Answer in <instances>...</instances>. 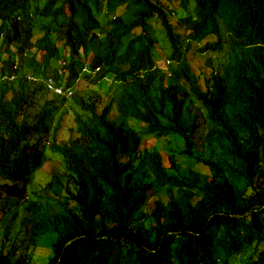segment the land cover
Instances as JSON below:
<instances>
[{
    "label": "trees",
    "instance_id": "obj_1",
    "mask_svg": "<svg viewBox=\"0 0 264 264\" xmlns=\"http://www.w3.org/2000/svg\"><path fill=\"white\" fill-rule=\"evenodd\" d=\"M175 1L183 33L162 0H0V264H264V0ZM76 76L110 79L106 103L77 97L78 136L55 141L44 81Z\"/></svg>",
    "mask_w": 264,
    "mask_h": 264
},
{
    "label": "rangeland",
    "instance_id": "obj_2",
    "mask_svg": "<svg viewBox=\"0 0 264 264\" xmlns=\"http://www.w3.org/2000/svg\"><path fill=\"white\" fill-rule=\"evenodd\" d=\"M162 2L165 5L169 6L170 9H173L175 11L174 14H171V17H170L171 23H172V25L175 26V30L178 33H183V29L181 27H179L178 23L176 22L177 21L176 12L178 11L177 2L175 0H171V1L162 0ZM151 23L153 24V26L156 27V30L158 31L157 37H158L160 42L157 45V51H158L161 58H159L157 64L159 66H161L164 63V60H166V57L168 58L169 47H168L167 41L165 39V36L162 32L163 30L161 29L160 22L156 19H151ZM208 55L209 54H202V55L198 54L196 52V49L194 46H192L187 51V53L185 55V58L187 60H189L190 65L193 68V70L197 73L199 72L200 78L204 77L206 75V72L208 73V71H209L210 67L206 66L203 62L204 56H208ZM211 56H212L211 58H213V57H215V54H212ZM37 57H39V54H37ZM66 57H67V55H66ZM200 65H201V67L198 68V66H200ZM165 67H166V63H165ZM80 87H82V88H80ZM90 88L94 89L93 86L89 87L85 83H82L80 86H77V84H76V87H75V91H77L76 96L85 95L84 91L88 90ZM71 99H73V97H71ZM58 102L61 103L60 99ZM64 110L66 112L62 114V112ZM74 112H78L83 117L88 115L85 111L80 110L79 107L74 103L73 100L62 102V108H60L58 115L55 116V118L59 117V123L61 125V128H60L58 135H57L58 141H67L69 138L71 139V138L75 137ZM114 114H115V110L113 109L111 111V115L114 116ZM60 115H61V117H60ZM198 142H201V141H198ZM194 151L198 154H202L203 152H206V148H204V146H199V147H196V149ZM49 158H50V161L45 166H43V168L38 172V175L35 179V182H33L30 185V187H32V189L34 191H37V192L42 191L45 183L49 180L50 176L53 174L52 172L54 171V167L55 166H58V167L62 166L61 158L57 154H51L50 153ZM163 162H165V164H167L166 159H165V155H163ZM196 168L199 171H202L204 173L207 172L206 167H204L201 164H197ZM156 198L159 200H162V201H164V199H165L161 192H158V191L152 192V194H150L148 196L146 204L142 207V211L144 213H146L148 210H150V207ZM2 201H4V199H2ZM7 204H10V201H7ZM3 237H4V231L0 230V245L4 244ZM41 254H42V251H39V252L33 254L32 262L40 261ZM232 262H233V264H238V262L235 260H233Z\"/></svg>",
    "mask_w": 264,
    "mask_h": 264
},
{
    "label": "clouds",
    "instance_id": "obj_3",
    "mask_svg": "<svg viewBox=\"0 0 264 264\" xmlns=\"http://www.w3.org/2000/svg\"><path fill=\"white\" fill-rule=\"evenodd\" d=\"M12 51L15 53L14 54V59H15L16 63L14 65V67H16L18 65H21V60L22 59L19 58V55H18V53H16V50H15L14 47L12 48ZM30 52L31 53L29 54V52L27 53L26 51H24L22 53V55L23 56L27 55L28 57H31V55L33 54V57L35 58V57H37V54H39L37 52H34V50H31ZM157 54H159V53H157ZM91 55H92V53H89L88 55H84L82 53V51H80L79 55L77 56V58H79V59H81L83 61L82 67L80 68L79 71L80 72H84V71L88 72L89 75H90V79H92L94 77V75L96 73L95 70L98 69V68H96L94 70L88 69V61L91 58ZM66 59H67V57H66ZM157 63H158V61H157ZM165 63H166V67H165ZM172 63H175V65L178 64V62H173V61L169 60L166 57V60H164V63L161 66H159L158 64L156 66H159L163 71H165L166 72V76H167V75L170 74V72L168 71V65L172 64ZM65 74H67V72H65ZM64 77L66 78V76H64ZM12 78H13V75L1 74L0 73V82L1 81H5V80H12ZM26 78L34 80L33 77L30 76V75H27ZM82 83H85L89 87L93 86L94 89L90 88L88 90H85L84 91L85 95H83V96H76V94H77V91H75L76 84H77V86H80ZM110 83H111V80L107 79L106 77L101 79V80H99V81L92 82L91 80H86L84 78V76L83 77L82 76L73 77V79L70 82L71 85H69V86L66 85L65 80L60 82V84H58V85L55 83V81L52 78H47L44 81V85L46 87V90L51 92V94L57 96L60 99V101H61V103H59V102L57 103L58 104V110H57V112L55 113L54 116L58 115V112H59L60 108H62V102L73 100L74 103L76 104V98L77 97L82 99V100H84V101H94L95 100V105H96L95 109L98 112L99 109L106 103V101H105L106 100V93H107L106 86L109 85ZM80 88H82V87H80ZM96 95H99L98 100H96L94 98ZM71 97H73V99H71ZM77 106L79 107V105H77ZM79 109L82 110L80 107H79ZM82 111H84V110H82ZM65 112L66 111L64 110L62 112V114L65 113ZM85 112L87 113V111H85ZM75 114L80 115L78 112H74V118H75ZM80 116H82V115H80ZM60 117H61V115H60ZM56 122H58V125H59V127L57 128L58 129L57 135H58V132H59V130L61 128V125L59 123V117L56 119ZM74 122H75V120H74ZM57 135H56L55 141H58ZM77 136H78V133H77V128H76V124H75V137H73L71 139L69 138L68 140H74V138H76ZM50 153L51 154H57L58 156H60L59 153L49 152V154ZM60 158H61V156H60Z\"/></svg>",
    "mask_w": 264,
    "mask_h": 264
}]
</instances>
